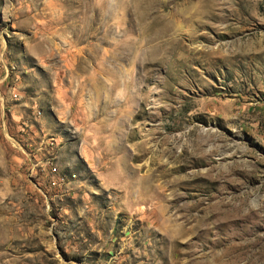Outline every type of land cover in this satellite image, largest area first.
Masks as SVG:
<instances>
[{"label": "rangeland", "instance_id": "rangeland-1", "mask_svg": "<svg viewBox=\"0 0 264 264\" xmlns=\"http://www.w3.org/2000/svg\"><path fill=\"white\" fill-rule=\"evenodd\" d=\"M0 264H264V0H0Z\"/></svg>", "mask_w": 264, "mask_h": 264}, {"label": "bare ground", "instance_id": "bare-ground-1", "mask_svg": "<svg viewBox=\"0 0 264 264\" xmlns=\"http://www.w3.org/2000/svg\"><path fill=\"white\" fill-rule=\"evenodd\" d=\"M184 1H185V0H184ZM191 1H192V0H191ZM187 2H188V1H187ZM198 2H199V4H201V0H197V3H198ZM202 2H203V1H202ZM204 2H205V1H204ZM208 2H209V1H208ZM182 4H183V3H182ZM195 4H196V3H195ZM195 4H194V5L192 4V5L195 6ZM184 5H185V4H184ZM184 5H183V7H184ZM189 5L191 6V4H189ZM189 5H188V7H190ZM211 5H212V4H211ZM203 6H204V5H203ZM207 6H209V5H207ZM191 7H192V6H191ZM185 8H187V7H185ZM187 9L189 10V8H187ZM187 9H186V11H188ZM183 10L185 11V9H183ZM192 10H193V9H192ZM199 10H200V9H199ZM199 10H198V12H194L193 16H194L195 18L200 19V18L204 17V15H207V13H205V12H206L205 9H203L202 12H200ZM178 11H179V10H178ZM178 11H177V13H178ZM181 11H182V10H180V12H181ZM189 11H190V10H189ZM180 12H179V13H180ZM190 12H191V11H190ZM190 12H189V13H190ZM181 13H182V12H181ZM203 13H204V14H203ZM186 14H188V13L186 12ZM184 15H185V14H184ZM174 16H175V15H174ZM190 16H191V15H190ZM214 18H215V17H214ZM189 19H190V18H189ZM174 20H175V19H174ZM191 20H192V19H191ZM194 25H195V24H194ZM198 25H200V24H198ZM198 25H197V26H198ZM195 27H196V26H195ZM198 27H199V26H198Z\"/></svg>", "mask_w": 264, "mask_h": 264}]
</instances>
